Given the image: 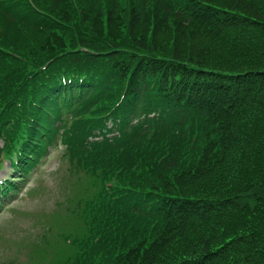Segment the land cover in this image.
<instances>
[{
    "label": "trees",
    "instance_id": "obj_1",
    "mask_svg": "<svg viewBox=\"0 0 264 264\" xmlns=\"http://www.w3.org/2000/svg\"><path fill=\"white\" fill-rule=\"evenodd\" d=\"M33 3L37 9L25 0L10 2L17 16L4 12L0 3V136L6 138V145L10 139L7 153L30 155L26 140L31 129L41 130V121H64L59 116L67 112L61 105L67 87L57 85L55 78L63 68L58 55L73 56L72 64L90 58L83 75L96 92L85 104L72 107L78 117L112 105L122 86L121 76L129 86L126 105L131 111L120 136L112 144L102 143L104 149L91 146L94 158L87 161L91 168L117 163L119 183L132 188L127 192L143 194L111 208L118 229L126 232L121 248L128 251L125 264H264V121L259 122V138L249 134L250 124L259 121L252 118L256 111L264 120V0H192L193 4L181 3L178 8L165 0ZM164 22H177L190 31L192 41L213 45L211 58L198 61L193 44L188 48L191 59L182 60L178 43L161 52L147 35ZM138 28L145 36L136 35ZM177 40L180 37L175 35L173 43ZM80 53L86 54L81 58ZM89 54H106L110 60ZM160 57L169 58L162 78H172L177 87L200 69L208 70L219 83L245 73L249 84L232 98L219 92L208 102L191 101L194 87L187 85L180 90L181 102L165 106V116L158 111L162 97L151 95L139 71L130 69L145 58L159 76L164 67ZM228 65L229 69H221ZM53 78L57 89L48 86L38 93ZM237 99L248 101L250 108L246 110ZM142 106L161 116L125 130ZM172 116L178 120L167 121ZM167 127L175 129L167 131ZM249 142L255 146L245 147ZM117 144L123 146L121 152ZM161 147L165 151L159 152ZM186 151L195 163L188 171L178 165ZM125 157L130 160L122 162ZM184 185H190L189 190H179ZM134 203L139 212L130 208Z\"/></svg>",
    "mask_w": 264,
    "mask_h": 264
},
{
    "label": "rangeland",
    "instance_id": "obj_2",
    "mask_svg": "<svg viewBox=\"0 0 264 264\" xmlns=\"http://www.w3.org/2000/svg\"><path fill=\"white\" fill-rule=\"evenodd\" d=\"M222 3L221 1H218ZM117 7L118 5H114ZM95 21L94 26H97ZM162 27L154 32L153 30L147 35L148 39H153L156 44L160 47L161 51H166L172 46L181 44L183 56L182 58L187 59L189 56V44H193V54L200 56L198 61H206L208 55L215 51V47L210 43L203 42L201 39L192 41L190 38L189 30H183L177 22L171 23H162ZM172 25L174 29H172ZM143 26L140 24V27ZM160 26V25H159ZM147 28V27H146ZM119 32V31H118ZM137 36H145L144 33H141V30L136 29ZM180 37V40H177L176 43H173V39ZM182 38V39H181ZM167 47L166 49H164ZM223 65H226L224 62ZM238 66L241 70L245 67L241 65ZM229 65L221 69H229ZM57 154L54 153L51 157L46 159L45 163L38 166V169H35L26 180L24 188L22 191L13 196L9 201L7 206L3 207L4 209L0 210V233L4 234L8 238H13V240H19L25 237V239L36 241L37 233L39 229L34 227L37 219L40 215L44 213H51L53 209L56 208V202L60 200L67 190H62L59 183L55 180L54 171L57 164ZM9 170H7V165L3 167L0 171V178L3 177ZM194 187V185H191ZM190 185H184L180 187L179 190H189ZM27 189L34 191L31 195L26 194ZM177 190V189H176ZM71 193V191H69ZM57 209V208H56ZM55 209V210H56ZM41 240V239H40ZM16 248L11 246V243L5 244L4 248L0 249V255L17 257L16 260L25 263L24 259L28 258L26 254V248L20 247V252L18 253ZM8 258V259H9ZM0 260H4L0 257Z\"/></svg>",
    "mask_w": 264,
    "mask_h": 264
}]
</instances>
